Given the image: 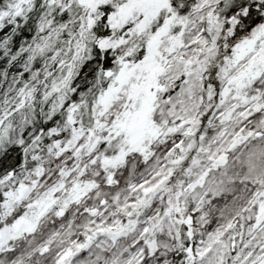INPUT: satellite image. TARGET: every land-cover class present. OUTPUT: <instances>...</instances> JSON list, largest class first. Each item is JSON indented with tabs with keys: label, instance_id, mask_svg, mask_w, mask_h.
<instances>
[{
	"label": "snow or ice",
	"instance_id": "6c2138e0",
	"mask_svg": "<svg viewBox=\"0 0 264 264\" xmlns=\"http://www.w3.org/2000/svg\"><path fill=\"white\" fill-rule=\"evenodd\" d=\"M0 264H264V0H0Z\"/></svg>",
	"mask_w": 264,
	"mask_h": 264
}]
</instances>
